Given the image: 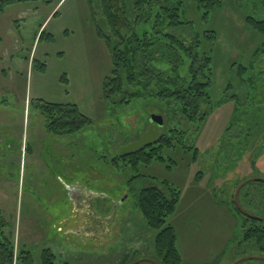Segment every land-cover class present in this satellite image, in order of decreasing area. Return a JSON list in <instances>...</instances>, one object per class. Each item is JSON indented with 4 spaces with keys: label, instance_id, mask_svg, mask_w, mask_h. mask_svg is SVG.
Instances as JSON below:
<instances>
[{
    "label": "rangeland",
    "instance_id": "1",
    "mask_svg": "<svg viewBox=\"0 0 264 264\" xmlns=\"http://www.w3.org/2000/svg\"><path fill=\"white\" fill-rule=\"evenodd\" d=\"M99 3L32 0L0 12V214L5 232L31 253L32 264H41L43 250L53 253L54 264L152 259L155 232L137 209L136 195L165 180L182 194L168 224L176 229L184 264H232L241 227L230 204L234 186L264 179V73L252 94L239 82L264 70V56L251 57L264 38L245 24L248 16L264 20V6L260 0H222L203 18L192 2L183 5L182 19L192 23L195 33L215 35L203 38L214 73L211 112L190 124L156 101L153 82L146 90L130 87L128 103L104 98L111 62L91 16L93 11L101 20ZM233 95L246 105L236 104ZM39 98L75 104L90 123L74 134L51 135L36 106L43 102ZM251 109L256 114L247 117ZM207 110L202 106V113ZM152 116H160L162 126L151 122ZM174 127L186 132L187 148L164 152L176 162L169 169L156 162L133 169L121 160ZM255 189L259 200L261 191ZM80 200L90 205L83 212ZM251 255L264 257V252Z\"/></svg>",
    "mask_w": 264,
    "mask_h": 264
},
{
    "label": "trees",
    "instance_id": "2",
    "mask_svg": "<svg viewBox=\"0 0 264 264\" xmlns=\"http://www.w3.org/2000/svg\"><path fill=\"white\" fill-rule=\"evenodd\" d=\"M26 1L32 0H0V12L9 5ZM187 1L196 5L203 18L222 4V0H100L99 10L102 18L99 22L95 20L91 9L96 37L104 43L111 62L110 75L103 81L105 99L117 97L120 102L128 103L125 95H130V87L142 86L146 90L153 82V95L166 111H177L179 116L190 124L196 120L203 121L204 117L210 115L209 89L214 73L212 59L203 46L206 43L203 38L210 40L214 39L215 35L209 32L204 33L207 35L203 37L194 32L190 21L182 19V8ZM260 1L264 6V0ZM245 24L264 38V20L248 16L245 18ZM42 36L43 32L40 33L39 39ZM260 56H264V42L260 43L251 55L252 59ZM241 68L247 73L245 67ZM263 73L264 70H260L257 78L248 77L240 79L239 82L245 86L246 92L252 94V85L263 80ZM136 95L131 94L133 97ZM238 97L235 103L244 105ZM247 97L245 93V99ZM248 101L249 98L246 100L247 105ZM204 105L208 110L202 113L201 108ZM36 106L46 118L48 133L54 136L77 133L90 123L74 104L40 102ZM255 114L251 109L247 117ZM168 132L169 134L161 136L138 151L121 156V160L126 161L133 169L140 165L149 166L153 162L166 165L169 169L170 164L176 162L165 158L164 152L186 149L187 146L186 132L180 127H174ZM240 183L241 181L236 183L234 189ZM159 185V188H146L136 195L137 209L148 228L155 232L152 260L160 264H183L176 246V230L168 224L180 202L181 191L165 180L160 181ZM256 187L261 191L259 200L254 198L255 194L251 190H256ZM238 202L247 213L254 215L252 210H257L264 215V183L247 184L240 190ZM230 204L241 218L234 261L252 257L253 252L260 256L264 252V223L242 216L234 206L233 195ZM5 228L6 223L0 214V264H32L31 253L25 248L19 249L7 235ZM40 258L41 264H54L55 261L50 250H43ZM239 264L264 262L248 260Z\"/></svg>",
    "mask_w": 264,
    "mask_h": 264
},
{
    "label": "water",
    "instance_id": "3",
    "mask_svg": "<svg viewBox=\"0 0 264 264\" xmlns=\"http://www.w3.org/2000/svg\"><path fill=\"white\" fill-rule=\"evenodd\" d=\"M151 122L156 123L158 126H162V119H161L160 116H152L151 117ZM253 182H255V183H264V179L263 178H252V179H248V180H245V181L241 182L237 186L235 191H234V195H233L234 206L236 207L237 211L242 216H244V217H246V218H248L250 220H253V221H258V222L264 223V218H261V217H258V216H255V215L247 213L246 211H244L242 209V207L239 205V202H238V195H239L240 190L243 187H245L247 184L253 183ZM248 260H255V261L264 262V257H258V256L243 257V258H240V259L234 261L232 264H239L240 262L248 261ZM141 262H148L150 264H160L159 262H157L155 260H152V259L138 260V261H135V262H133L131 264H139Z\"/></svg>",
    "mask_w": 264,
    "mask_h": 264
},
{
    "label": "flooded vegetation",
    "instance_id": "4",
    "mask_svg": "<svg viewBox=\"0 0 264 264\" xmlns=\"http://www.w3.org/2000/svg\"><path fill=\"white\" fill-rule=\"evenodd\" d=\"M79 202H81V204H83V200H80ZM89 206H90V205L87 204V203H86V204H83L82 207L80 208V210L83 212V210L88 209Z\"/></svg>",
    "mask_w": 264,
    "mask_h": 264
},
{
    "label": "crops",
    "instance_id": "5",
    "mask_svg": "<svg viewBox=\"0 0 264 264\" xmlns=\"http://www.w3.org/2000/svg\"><path fill=\"white\" fill-rule=\"evenodd\" d=\"M39 101H43L41 98H39ZM43 102H45V101H43ZM46 103H49V102H46ZM57 104H62V103H57ZM66 104H70V103H66ZM75 105V104H74ZM181 196H182V194H181ZM180 200H181V198H180ZM180 203V202H179ZM179 205V204H178ZM178 207V206H177ZM177 209V208H176ZM172 226V225H171ZM173 227V226H172ZM175 229V228H174ZM176 230V229H175ZM179 251V250H178ZM180 252V251H179ZM180 255H181V253H180ZM181 257H182V255H181ZM182 261H183V264H184V260H183V258H182Z\"/></svg>",
    "mask_w": 264,
    "mask_h": 264
}]
</instances>
